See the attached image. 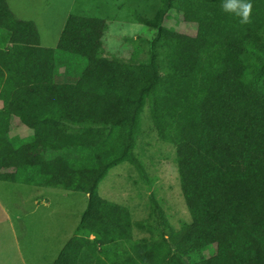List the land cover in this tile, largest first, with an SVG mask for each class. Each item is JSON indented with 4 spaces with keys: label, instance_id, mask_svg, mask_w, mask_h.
Returning a JSON list of instances; mask_svg holds the SVG:
<instances>
[{
    "label": "trees",
    "instance_id": "obj_1",
    "mask_svg": "<svg viewBox=\"0 0 264 264\" xmlns=\"http://www.w3.org/2000/svg\"><path fill=\"white\" fill-rule=\"evenodd\" d=\"M158 1L137 20L149 37H124L116 57L104 19L69 13L44 48L0 0V181L87 195L53 264L84 250L96 264H264V0H244L245 23L226 0ZM144 108L174 147L179 229L153 196L135 221L98 192L125 162L147 181L134 155Z\"/></svg>",
    "mask_w": 264,
    "mask_h": 264
},
{
    "label": "rangeland",
    "instance_id": "obj_2",
    "mask_svg": "<svg viewBox=\"0 0 264 264\" xmlns=\"http://www.w3.org/2000/svg\"><path fill=\"white\" fill-rule=\"evenodd\" d=\"M6 2L16 17L35 24L39 39L46 48L55 47L56 36L59 38L69 13L104 19L108 24L104 36L105 51L115 53L116 57L126 55L132 47L123 40L124 37H149L146 27L137 20L139 17L151 19L159 7L158 0ZM141 116L143 130L134 155L143 164L147 181L144 182L136 170L125 162L111 169L100 182L99 195L125 206L135 221L148 217L149 199L153 196L170 224L179 229L183 223L190 222V216L180 192L174 147L157 138L147 108ZM68 193L60 189L0 181V264H48L50 260L53 264L58 253L74 236L87 205V195L74 194L79 198L73 200L72 193ZM45 198L49 199L45 203L49 212L43 207ZM146 236V233L134 230V238ZM78 264L96 262L84 250Z\"/></svg>",
    "mask_w": 264,
    "mask_h": 264
},
{
    "label": "clouds",
    "instance_id": "obj_3",
    "mask_svg": "<svg viewBox=\"0 0 264 264\" xmlns=\"http://www.w3.org/2000/svg\"><path fill=\"white\" fill-rule=\"evenodd\" d=\"M222 7L226 12L239 16L241 22L245 23L247 22L252 5L250 2H244V0H226Z\"/></svg>",
    "mask_w": 264,
    "mask_h": 264
},
{
    "label": "crops",
    "instance_id": "obj_4",
    "mask_svg": "<svg viewBox=\"0 0 264 264\" xmlns=\"http://www.w3.org/2000/svg\"><path fill=\"white\" fill-rule=\"evenodd\" d=\"M5 2H6V0H5ZM6 4H7V2H6ZM7 7L9 8L8 4H7ZM9 9H10V8H9ZM67 15H68V14H67ZM15 17H16V16H15ZM66 17H67V16H66ZM16 18H17V19H19V20H22V21H24V20H23V18H21V17H20V18L16 17ZM56 38H57V40H56V41L58 42V39H59V38H58L57 36H56ZM54 41H55V40H54ZM54 43H55V42H54ZM56 44H57V43H56ZM40 45H41L42 47H44V45H43V43H42V40H40ZM55 46H56V45H55ZM44 48H46V47H44ZM49 189H50V190H55V189H53V188H49ZM60 191H61V190H60ZM62 192H66V191H62ZM72 194L74 195V194H76V193H72ZM76 196H78V195H76ZM47 200L49 201V199H48V198H45V199H44V201H43V207H44V208H46V209H47V211L49 212V211H50V209H49V208H47L48 206L45 204V203L47 202ZM50 200H51V198H50ZM37 205H39V204H37ZM44 205H45V206H44ZM43 216H44V215H43ZM45 216H47V217H48V216H49V214H45ZM58 254H59V253H58ZM52 261H53V260H50V261L48 262V264H51V262H52Z\"/></svg>",
    "mask_w": 264,
    "mask_h": 264
}]
</instances>
